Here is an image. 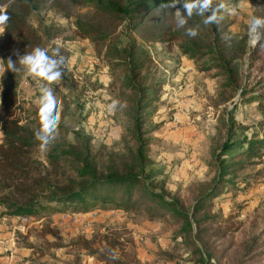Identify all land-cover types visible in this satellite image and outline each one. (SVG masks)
Masks as SVG:
<instances>
[{
	"label": "trees",
	"instance_id": "trees-1",
	"mask_svg": "<svg viewBox=\"0 0 264 264\" xmlns=\"http://www.w3.org/2000/svg\"><path fill=\"white\" fill-rule=\"evenodd\" d=\"M163 2L167 0L4 2L0 10L7 12L9 20L0 26V206L8 216L29 214L54 205L64 210L73 207L75 212H87L97 205L109 207L112 203L130 212L142 210L152 219L178 224L174 236L180 238L194 264H222L223 256L216 254L213 244L225 237V229L220 227L225 217L222 212L203 209L210 208L208 201L220 187L234 184L239 163L236 153L250 163L259 148L264 147V41L250 46L246 32L229 39L231 33L227 31L224 15L232 8L228 4L221 9L222 18L217 24L205 25L202 17L194 13L183 27L177 28L174 12L177 8L182 10V6L177 4L176 8L165 9L160 7ZM74 7H87L88 11L74 14ZM46 10L63 14L67 19L72 16L75 35L86 39L95 57L108 67L109 88L113 93L116 91L114 100L118 101L115 121L120 122L129 137V144L125 142L123 150H109L105 145L95 148L90 135L79 131H73L71 137L64 136L61 122L47 133L41 129L38 111L23 114L19 91L23 67L18 57L41 47L45 38L52 37L51 28L40 25L39 31L29 19L32 14ZM185 29H194L197 34L188 36ZM147 43L174 46L179 54L192 59L198 70H214L212 75L222 78L218 103L236 97L233 110L239 105H254L261 117L258 123L261 135L256 134L249 140L243 136L240 150L236 152L230 132L237 123L232 110H228L229 133L216 155L218 164L212 183L188 209L179 198L168 195L169 191L157 181L151 168V132L158 127L152 124V117L157 110V92L166 80L157 77ZM9 59L16 62L17 71L7 69ZM61 67L60 77L65 79V62ZM29 115L36 116L30 119ZM35 135L43 139L37 140ZM37 148H44L40 157L35 155ZM116 193L119 200L115 198ZM112 243L105 241L107 246L96 252L87 240L79 242L89 253H97L106 264H129L116 254L118 242ZM255 243L253 239L246 254ZM256 254L248 258H226V264H253ZM169 260L173 257L169 256Z\"/></svg>",
	"mask_w": 264,
	"mask_h": 264
},
{
	"label": "rangeland",
	"instance_id": "rangeland-1",
	"mask_svg": "<svg viewBox=\"0 0 264 264\" xmlns=\"http://www.w3.org/2000/svg\"><path fill=\"white\" fill-rule=\"evenodd\" d=\"M5 1L0 0L1 9ZM224 3L243 9L240 21L228 10L224 12L228 32L238 23L239 33L246 32L247 25L243 21L252 14L264 17V0H238L237 3L224 0ZM87 11V7L72 9L74 14ZM72 18L51 10L29 17L39 31L46 26L52 29V37L45 38L41 47H59L60 54L66 57L65 79L59 77L49 85L60 96L63 134L71 137L73 131H79L90 135L95 148L105 145L109 150L121 151L125 142L129 144V137L120 122L115 121L112 101L116 91L113 93L109 88V69L95 57L88 41L75 35ZM145 45L152 52L157 77L166 80L157 92V110L152 117V124L158 127L151 132V168L157 181L169 191L168 195L179 198L188 209L212 183L218 164L216 155L229 133L228 110H232L237 123L230 132L236 152L240 150L243 136L249 140L256 134L261 135L258 124L261 117L254 105H239L233 110L236 97L218 103L222 78L212 75L214 70H198L196 63L179 54L174 46ZM43 83L21 69L19 91L23 114L38 111L39 89ZM35 116L29 115V118ZM43 153L44 148H37L35 155L40 157ZM236 154L239 163L234 184L220 187L208 201L210 208L203 210L222 212L225 217L220 224L221 229H225V237L213 244L216 254L223 256L222 264H226L227 259L248 258L256 252L253 264H262L264 147L259 148L250 163ZM115 198L119 200L117 193ZM107 206L97 205L87 212H75L73 207L64 210L54 205L13 216L4 215L5 208L0 206V264H106L97 253H89L79 244L81 240H87L96 252L107 246L105 241L110 245L117 241L116 254L129 264H194L185 245L174 236L177 223L152 219L142 210L130 212L116 208L114 203ZM253 239L255 246L246 254ZM163 252L167 255H162ZM169 256L173 257L172 261Z\"/></svg>",
	"mask_w": 264,
	"mask_h": 264
},
{
	"label": "clouds",
	"instance_id": "clouds-1",
	"mask_svg": "<svg viewBox=\"0 0 264 264\" xmlns=\"http://www.w3.org/2000/svg\"><path fill=\"white\" fill-rule=\"evenodd\" d=\"M180 4L182 10L177 8L174 12V19L177 21V28L183 27L188 18L193 14L202 17V22L205 25L217 24L221 17V9L226 7L224 0L216 3V0H167L160 4L161 8H176ZM243 9L237 5L228 9L230 15L240 21V14ZM208 12V15H204ZM9 16L6 11L0 10V26L7 24ZM247 25L246 34L248 37V44L255 46L264 41V17L257 15H250L248 19L243 21ZM239 23L230 29L231 36H238ZM188 36H195L197 33L194 29H185ZM66 60V57L60 54L59 47H51L45 45L43 47H34L30 52L19 55L18 62L23 67V70L31 77L40 78L44 83L41 85L39 98V122L41 129L47 133L58 127L60 122V105L61 100L59 94L49 85L56 81L63 72L61 67ZM7 69L10 71H17L16 62L11 59L7 60ZM118 101H112V107L115 108ZM37 140L43 139L35 135ZM48 143L47 141L45 142ZM115 258V257H113Z\"/></svg>",
	"mask_w": 264,
	"mask_h": 264
},
{
	"label": "crops",
	"instance_id": "crops-1",
	"mask_svg": "<svg viewBox=\"0 0 264 264\" xmlns=\"http://www.w3.org/2000/svg\"><path fill=\"white\" fill-rule=\"evenodd\" d=\"M0 30H1V27H0Z\"/></svg>",
	"mask_w": 264,
	"mask_h": 264
}]
</instances>
